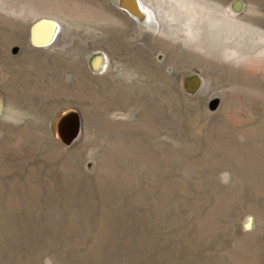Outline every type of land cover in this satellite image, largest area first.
Masks as SVG:
<instances>
[{"label":"rangeland","instance_id":"rangeland-1","mask_svg":"<svg viewBox=\"0 0 264 264\" xmlns=\"http://www.w3.org/2000/svg\"><path fill=\"white\" fill-rule=\"evenodd\" d=\"M141 1L0 0V264H264V0Z\"/></svg>","mask_w":264,"mask_h":264},{"label":"bare ground","instance_id":"bare-ground-1","mask_svg":"<svg viewBox=\"0 0 264 264\" xmlns=\"http://www.w3.org/2000/svg\"><path fill=\"white\" fill-rule=\"evenodd\" d=\"M137 1H139L140 2V5L138 4V8L140 9L141 8V15H139L138 17L140 18V20H143V21H145V23L147 22V23H149V20L150 19H153V18H155L154 16H152L151 15V13L149 12V10H147V7L142 3V1L141 0H137ZM132 1H130V4H129V6L132 8V9H134L135 7H132V4L133 3H131ZM135 4V3H134ZM131 9V10H132ZM145 14V15H144ZM143 17H145V19H143ZM148 25V24H147Z\"/></svg>","mask_w":264,"mask_h":264},{"label":"flooded vegetation","instance_id":"flooded-vegetation-1","mask_svg":"<svg viewBox=\"0 0 264 264\" xmlns=\"http://www.w3.org/2000/svg\"><path fill=\"white\" fill-rule=\"evenodd\" d=\"M142 21V20H141Z\"/></svg>","mask_w":264,"mask_h":264}]
</instances>
